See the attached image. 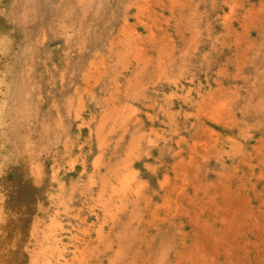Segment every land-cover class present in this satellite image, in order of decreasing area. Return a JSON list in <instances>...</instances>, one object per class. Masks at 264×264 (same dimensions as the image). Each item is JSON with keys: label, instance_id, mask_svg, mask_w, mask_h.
<instances>
[{"label": "rangeland", "instance_id": "1", "mask_svg": "<svg viewBox=\"0 0 264 264\" xmlns=\"http://www.w3.org/2000/svg\"><path fill=\"white\" fill-rule=\"evenodd\" d=\"M0 221L36 264H264V0H0Z\"/></svg>", "mask_w": 264, "mask_h": 264}, {"label": "bare ground", "instance_id": "2", "mask_svg": "<svg viewBox=\"0 0 264 264\" xmlns=\"http://www.w3.org/2000/svg\"><path fill=\"white\" fill-rule=\"evenodd\" d=\"M41 166V165H40ZM41 168V167H40ZM129 168V167H128ZM36 168L34 167V166H28L27 167V170H29V171H32V170H35ZM42 169V168H41ZM123 169H125V167L123 168ZM125 171V170H124ZM128 171V170H127ZM36 172V171H35ZM41 173V172H40ZM135 173V172H134ZM129 174H131L132 175V172L131 173H129ZM128 174V175H129ZM138 174V173H137ZM122 176H123V174H121ZM135 175H136V173H135ZM130 176V175H129ZM137 177H139L138 175H136ZM41 177V176H40ZM121 178V177H120ZM56 179V178H55ZM132 180H136V179H134V177L133 178H131ZM139 181H140V179H139ZM96 182V181H95ZM134 183V182H133ZM132 183V184H133ZM138 183V182H137ZM40 184V183H39ZM92 184H93V182H92ZM106 184V183H105ZM130 184V183H129ZM135 184H136V181H135ZM60 185H63V184H60ZM94 187V186H93ZM114 187H116V186H114ZM128 187V186H127ZM133 187H134V184H133ZM63 188V187H62ZM126 188V187H125ZM129 188V187H128ZM145 188V187H144ZM117 189V188H116ZM115 189V190H116ZM146 189V188H145ZM105 190V189H104ZM110 190V189H109ZM130 190V189H129ZM127 191V190H126ZM133 191V190H132ZM58 192H60V191H58ZM65 192V191H64ZM107 192H109V191H107ZM111 192V191H110ZM125 192V191H124ZM123 192V193H124ZM128 192V191H127ZM130 192V191H129ZM128 192V193H129ZM134 192V191H133ZM140 192V191H139ZM103 193V192H102ZM132 193V192H131ZM130 193V194H131ZM137 193V192H136ZM58 194V193H57ZM63 194V193H62ZM61 194V195H62ZM117 194V193H116ZM119 194V193H118ZM117 194V195H118ZM141 194V193H140ZM66 195V194H65ZM109 195V194H108ZM113 195V194H112ZM121 195H123V194H121ZM135 195V194H134ZM107 196V195H106ZM114 196V195H113ZM126 196V195H125ZM65 197V196H64ZM111 196H109V198H110ZM132 197V196H131ZM62 198V197H61ZM124 198V197H123ZM127 200V199H126ZM129 200V199H128ZM120 201H122L121 199H120ZM119 201V202H120ZM109 202V201H108ZM105 203V202H104ZM104 203H102V204H104ZM128 203V202H127ZM105 205V204H104ZM107 205V204H106ZM111 205V204H110ZM113 206V205H112ZM22 207H24V204H17V208L18 209H20V208H22ZM104 208V207H103ZM105 208H106V206H105ZM104 208V209H105ZM25 209V208H24ZM106 210V209H105ZM108 211H109V209H107ZM106 210V211H107ZM112 210H113V208H112ZM111 211V210H110ZM39 212H41V211H39ZM111 212H113V211H111ZM17 215V214H16ZM109 216V215H108ZM112 216V215H111ZM6 218V217H5ZM44 218V217H43ZM10 219V218H9ZM47 221V220H46ZM54 221V220H53ZM107 221V220H106ZM2 221H0V235L2 236V237H4L7 233L9 234V232H14V234H17L15 231H9V228L6 226V225H3V223H1ZM13 222V221H12ZM44 221H41L40 223H38V224H36V226L33 228V230H32V232L29 234V235H27V236H21V239H22V241H26V247H27V245H32L34 248H36L37 247V249L36 250H33L32 252H29V251H27L25 248H23L22 250H21V252L18 254V255H11L8 251H7V249H8V246L6 245L7 243V241H5V242H1V239H0V247H3V249H4V251L1 253L0 252V264H26V257L28 256V255H30V258L32 257V264H36V261L34 260V259H37L38 258V256H39V254H41V253H43L42 252V250H44V249H46L45 247L44 248H41V245L43 244V243H45L46 242V240H48V238H49V236H47L44 232H45V229L43 228V226L42 225H40L41 223H43ZM45 223V222H44ZM58 223V222H57ZM49 224V223H48ZM63 224V223H62ZM55 225H56V223H55ZM72 226V225H71ZM50 229L52 228V227H54V222H52L51 224H50ZM63 227V226H62ZM73 228V227H72ZM17 229H18V227H17ZM65 229V228H64ZM101 230V229H100ZM70 231V230H69ZM60 232V231H59ZM71 232V231H70ZM76 232V231H75ZM107 233V232H106ZM97 234V233H96ZM102 234V233H101ZM52 235H53V233H52ZM56 235V234H55ZM74 235V234H73ZM78 235V234H77ZM65 236H66V234H65ZM99 236V235H98ZM61 237V236H60ZM74 237H76L75 235H74ZM73 237V238H74ZM102 237V236H101ZM113 237V236H112ZM77 238V237H76ZM103 238V237H102ZM106 238V237H105ZM64 239V238H63ZM61 240V239H60ZM57 241V240H56ZM84 241V240H83ZM82 241V242H83ZM100 241V240H99ZM61 243V242H60ZM79 243V242H78ZM81 243V242H80ZM14 244V243H13ZM64 244V243H63ZM72 244V243H71ZM76 244V243H75ZM85 244H86V242H85ZM103 244V243H102ZM12 245V244H11ZM62 245V244H61ZM73 245H74V243H73ZM60 246V245H59ZM81 247H83V246H81ZM89 247V246H88ZM28 248V247H27ZM75 248H77V247H75ZM65 249V248H64ZM58 250V249H57ZM61 252V251H60ZM62 253V252H61ZM64 253V252H63ZM65 254V253H64ZM74 255H75V252H74ZM61 262V261H60ZM59 263V262H58Z\"/></svg>", "mask_w": 264, "mask_h": 264}]
</instances>
